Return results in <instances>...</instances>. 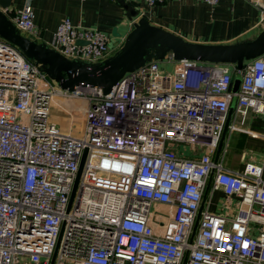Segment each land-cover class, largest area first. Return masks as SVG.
Segmentation results:
<instances>
[{"label":"built area","instance_id":"obj_1","mask_svg":"<svg viewBox=\"0 0 264 264\" xmlns=\"http://www.w3.org/2000/svg\"><path fill=\"white\" fill-rule=\"evenodd\" d=\"M247 1L264 26V0ZM1 10L18 32L37 36L33 8ZM120 45L68 19L48 43L88 64ZM167 62L170 71L153 59L125 73L108 93L69 92L0 39V264H264L263 167L230 170L225 153L212 160L225 127L264 116V54L241 69L171 53ZM56 101L83 113L79 136L49 120ZM208 189L224 195L227 213L236 199L232 215L200 209Z\"/></svg>","mask_w":264,"mask_h":264},{"label":"crops","instance_id":"obj_2","mask_svg":"<svg viewBox=\"0 0 264 264\" xmlns=\"http://www.w3.org/2000/svg\"><path fill=\"white\" fill-rule=\"evenodd\" d=\"M138 12L139 18L182 39L201 44H233L253 40L263 29L258 25V11L247 0H219L217 5L209 6L196 0H165L164 3L148 6L143 0H126ZM24 5L34 10V23L37 36L31 40L46 44L51 41L57 25L63 19H68L75 26L92 28L105 33L112 45L121 43L133 29L132 21L126 17L124 9L115 0H11L10 13ZM116 29L115 37L112 36ZM49 47V46H48ZM50 48V47H49ZM60 101L52 104L60 114H55L56 124L64 133H78L83 129L84 118L80 122L72 120L73 110H64ZM51 112V111H50ZM70 115V122L60 119L62 113ZM77 113L83 114L81 111ZM58 119V120H57ZM233 123L232 114L228 119ZM236 129L225 131L221 147L212 156L214 162L220 161L225 153L223 163L225 168L242 171L250 162L263 167L264 179V116L248 114L243 124L235 123ZM220 143V142H219ZM238 152V159L232 160L229 153ZM261 155H259V153ZM224 195L219 191L208 189L203 207L209 212L220 215H232L236 208V199L229 203L230 211L226 212Z\"/></svg>","mask_w":264,"mask_h":264},{"label":"water","instance_id":"obj_3","mask_svg":"<svg viewBox=\"0 0 264 264\" xmlns=\"http://www.w3.org/2000/svg\"><path fill=\"white\" fill-rule=\"evenodd\" d=\"M115 1L124 9L128 20L137 19V21L133 24V29L127 34L117 54L101 64L68 60L46 44L37 43L22 36L1 10L10 7L11 0H0V39L17 49L26 59L41 66L50 80L54 81L61 89L69 92L78 87H97L102 89L104 93H108L125 73L140 68L153 58L160 59L166 53H171L175 60L185 59L210 64H232L238 69H241L245 62L264 54V28L250 41L216 45L193 43L151 25L144 17L139 18L138 12L126 0ZM116 35L119 34H116V29H114L112 36L115 37ZM240 82L241 77L237 75L232 84L233 93L238 92ZM235 102L236 98L234 97L230 114ZM225 131L226 127L224 133ZM222 138L218 150L221 147ZM85 154L86 150L79 165L70 203L82 171ZM205 197L206 193L203 202Z\"/></svg>","mask_w":264,"mask_h":264},{"label":"rangeland","instance_id":"obj_4","mask_svg":"<svg viewBox=\"0 0 264 264\" xmlns=\"http://www.w3.org/2000/svg\"><path fill=\"white\" fill-rule=\"evenodd\" d=\"M261 27H263L264 28V26L262 25ZM22 36H24V37H26V38H28V39H30L31 40V36L30 35H27V34H25V33H22V32H19ZM168 54L169 53H166V54H164L163 55V57L162 58H160V59H156V60H159L160 62H162L161 63V66L163 67V69L164 70H166V71H170L171 70V67H172V63H168L167 62V58H168ZM153 59H155V58H153ZM152 59V60H153ZM62 113V112H61ZM55 114H59L58 112H57V110H56V108H52L51 109V112H50V115H49V120L50 121H56V118H58L59 117V115H55ZM82 118H84V115L83 114H81V113H77L76 111H72V120H74V121H76V122H79L78 123V125H77V128L78 129H80V128H82V126H80V122L83 120ZM52 119V120H51ZM60 119H63V122L64 121H67V122H70V119H71V117H70V115L69 116H67L66 114L64 115L63 113L61 114V116H60ZM58 120V119H57ZM80 133H81V131L78 133V135H80ZM170 145H172V143H167V146L169 147ZM201 151L200 152H202V150L203 149H200ZM261 153L262 152H260L259 153V155H261ZM229 157H231L232 158V160L234 159V161H235V159H238V152H235V151H232V153H229V155H228Z\"/></svg>","mask_w":264,"mask_h":264},{"label":"trees","instance_id":"obj_5","mask_svg":"<svg viewBox=\"0 0 264 264\" xmlns=\"http://www.w3.org/2000/svg\"><path fill=\"white\" fill-rule=\"evenodd\" d=\"M28 61H30V62H32V63H33V61H31V60H28Z\"/></svg>","mask_w":264,"mask_h":264},{"label":"bare ground","instance_id":"obj_6","mask_svg":"<svg viewBox=\"0 0 264 264\" xmlns=\"http://www.w3.org/2000/svg\"><path fill=\"white\" fill-rule=\"evenodd\" d=\"M56 103V102H55ZM61 104V103H60Z\"/></svg>","mask_w":264,"mask_h":264}]
</instances>
